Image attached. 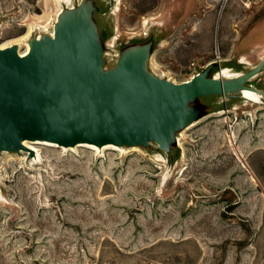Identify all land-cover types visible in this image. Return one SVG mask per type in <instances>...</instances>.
<instances>
[{
  "label": "rangeland",
  "instance_id": "obj_1",
  "mask_svg": "<svg viewBox=\"0 0 264 264\" xmlns=\"http://www.w3.org/2000/svg\"><path fill=\"white\" fill-rule=\"evenodd\" d=\"M69 1L0 0V48L25 51L80 2ZM96 2L107 67L151 38L149 70L175 82L211 62L215 76L247 72L264 57V0ZM250 84L264 92V70ZM197 104L206 115L170 153L154 143L32 144L38 161L4 152L0 264H264V102Z\"/></svg>",
  "mask_w": 264,
  "mask_h": 264
},
{
  "label": "water",
  "instance_id": "obj_2",
  "mask_svg": "<svg viewBox=\"0 0 264 264\" xmlns=\"http://www.w3.org/2000/svg\"><path fill=\"white\" fill-rule=\"evenodd\" d=\"M99 10L96 0H80L60 11L53 35L29 39L27 54L18 44L0 48V156L26 151L34 157L26 140L66 148L154 143L170 153L178 134L206 115L200 98L262 92L250 81L264 70V57L238 76L212 75L217 63L211 62L175 82L149 70L152 38L124 47L107 67Z\"/></svg>",
  "mask_w": 264,
  "mask_h": 264
},
{
  "label": "bare ground",
  "instance_id": "obj_3",
  "mask_svg": "<svg viewBox=\"0 0 264 264\" xmlns=\"http://www.w3.org/2000/svg\"><path fill=\"white\" fill-rule=\"evenodd\" d=\"M72 2H71V0L69 1V4H71ZM62 10V9H61ZM60 13V12H59ZM59 13H58V15H59ZM57 15V16H58ZM55 24V23H54ZM53 28H54V26H53ZM53 33H54V29H52V31H50V33L49 34H52L53 35ZM29 36V35H28ZM27 38V37H26ZM110 40V39H109ZM115 42V41H114ZM165 42V41H164ZM16 43V42H15ZM22 44V43H21ZM13 45V44H12ZM9 46H11V45H9ZM5 47H7V46H5ZM111 47V46H110ZM2 48H4V47H2ZM108 48H109V46H108ZM29 49H30V44H29V40L26 42V49H25V51H23V52H21L22 54H27V52L29 51ZM113 50V49H112ZM110 53V52H109ZM115 58V57H114ZM156 65V64H155ZM222 74L225 76V77H234V76H238V75H240V74H242V73H231L227 68H223L222 69ZM233 72V71H232ZM163 75V74H162ZM221 75V74H220ZM170 77V76H169ZM171 79V78H170ZM175 81V80H174ZM242 95H243V97L244 98H246V99H249V100H251V101H254V102H263V99H264V92L262 91V92H255V91H253V90H244V91H242ZM201 121V120H200ZM179 141H180V139H179ZM24 144L28 147V148H30V149H34L35 150V152H36V155L34 156V157H32L31 159L33 160V161H38V159H39V153H38V150L34 147V146H32V144H48V145H52V146H56V147H59V148H64V149H66V147H60V146H58L57 144H54V143H49V142H44V141H29V140H26V141H24ZM78 146H85V147H89V148H93V149H103V150H105L106 148H110V147H112V148H122V147H118V146H114V145H108V146H105V147H103V148H99V147H97V146H94V145H91V144H82V145H78ZM69 149H72V148H69ZM135 149V148H134ZM26 152V151H25ZM27 154H28V152H26ZM14 157V156H13ZM28 157V156H27ZM11 158V157H10ZM22 158V157H21ZM4 160V159H3ZM40 161V160H39ZM31 162V161H30Z\"/></svg>",
  "mask_w": 264,
  "mask_h": 264
},
{
  "label": "built area",
  "instance_id": "obj_4",
  "mask_svg": "<svg viewBox=\"0 0 264 264\" xmlns=\"http://www.w3.org/2000/svg\"><path fill=\"white\" fill-rule=\"evenodd\" d=\"M74 6V4H71L70 6H68V7H73Z\"/></svg>",
  "mask_w": 264,
  "mask_h": 264
}]
</instances>
